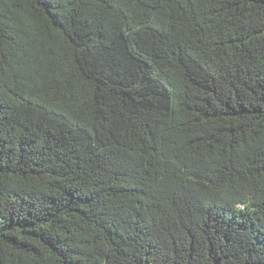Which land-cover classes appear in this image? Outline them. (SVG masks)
Wrapping results in <instances>:
<instances>
[{"label": "trees", "instance_id": "trees-1", "mask_svg": "<svg viewBox=\"0 0 264 264\" xmlns=\"http://www.w3.org/2000/svg\"><path fill=\"white\" fill-rule=\"evenodd\" d=\"M0 264H264V0H0Z\"/></svg>", "mask_w": 264, "mask_h": 264}]
</instances>
